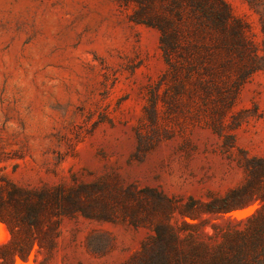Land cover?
I'll list each match as a JSON object with an SVG mask.
<instances>
[{"label": "rangeland", "instance_id": "1", "mask_svg": "<svg viewBox=\"0 0 264 264\" xmlns=\"http://www.w3.org/2000/svg\"><path fill=\"white\" fill-rule=\"evenodd\" d=\"M222 1L248 48L189 77L185 0H0V264H264V0Z\"/></svg>", "mask_w": 264, "mask_h": 264}, {"label": "trees", "instance_id": "2", "mask_svg": "<svg viewBox=\"0 0 264 264\" xmlns=\"http://www.w3.org/2000/svg\"><path fill=\"white\" fill-rule=\"evenodd\" d=\"M188 4L195 8V15L199 19L200 25L205 28L206 26L218 30V34L214 36L213 46L217 52L210 54V56H204L198 48V45L193 47L187 46L185 60L189 62L187 67L188 76L190 77L194 71L198 68H204L207 72H227L236 69V62L234 61L233 54L237 51L239 46H246V40L243 36L241 28L235 24V20L231 14L229 7L222 0H185ZM240 40V42L238 41ZM163 45H165V51L167 52V58L170 61L171 66L175 70V74L178 73V65L170 60L169 52L174 48L173 42L165 34L163 36ZM239 45V46H238ZM210 47V46H209ZM193 48L198 55L193 53ZM253 52V47H252ZM251 63L250 72H246V75L253 74L259 70H264V64L259 65L258 60L264 63V57H260L258 54L250 55ZM209 65H205L206 62ZM264 163V161H263ZM264 199V194L261 196ZM251 230L259 234L261 237L260 244L264 243V207L261 211H258L250 219ZM168 264V262H167Z\"/></svg>", "mask_w": 264, "mask_h": 264}]
</instances>
